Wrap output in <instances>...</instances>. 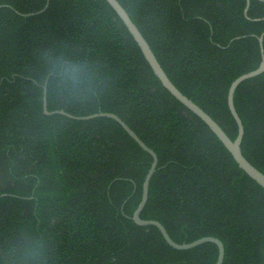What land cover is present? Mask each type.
<instances>
[{
	"label": "trees",
	"instance_id": "obj_1",
	"mask_svg": "<svg viewBox=\"0 0 264 264\" xmlns=\"http://www.w3.org/2000/svg\"><path fill=\"white\" fill-rule=\"evenodd\" d=\"M119 2L174 84L235 139L228 89L261 62L264 0L248 17L246 0ZM45 87L48 110L115 113L156 152L142 218L178 243L218 237L223 264H264V188L162 85L106 0H0V264L217 260L214 243L178 250L132 219L152 156L112 118L44 114ZM234 102L242 152L264 173V72Z\"/></svg>",
	"mask_w": 264,
	"mask_h": 264
},
{
	"label": "water",
	"instance_id": "obj_2",
	"mask_svg": "<svg viewBox=\"0 0 264 264\" xmlns=\"http://www.w3.org/2000/svg\"><path fill=\"white\" fill-rule=\"evenodd\" d=\"M110 6L115 10L118 16L121 18L129 32L132 34L133 38L139 45L145 59L151 66L154 74L158 77L161 81L162 85L184 106H186L189 110H191L194 114L200 117L208 126L209 128L215 133V135L219 138V140L223 143V145L229 150L232 154L234 160L237 162L238 166L248 174L253 180H255L259 185L264 188V173L259 170L256 166H254L243 154L242 152V142L245 134V127L241 116L239 115L235 102V92L240 84L248 79L254 78L264 72V32L260 34L258 37L259 44H260V52H261V62L259 66L251 70L249 72L243 73L237 78H235L229 86L228 94H227V102L228 107L230 110L231 115L233 116L236 124H237V135L235 139H232L226 131L222 128V126L210 115L208 114L202 107H200L197 103H195L191 98L185 95L170 79L162 65L160 64L159 60L157 59L154 51L152 50L150 44L138 28V26L134 23L132 18L130 17L127 10L124 6L119 2V0H106ZM251 0H246V7H245V15L248 17V10L250 7ZM48 3L46 4L45 8L47 7ZM43 8L41 11H43ZM38 13V12H37ZM26 14V15H31ZM258 20V18L256 19ZM239 36L233 38L232 41L238 39ZM43 112L46 115H53V114H63L67 117L78 119V120H87L96 117H108L116 120L125 130L126 132L145 150L147 151L153 158L151 166L145 176L143 186H142V197L141 200L133 213L132 219L140 226H155L161 232L162 236L164 237L165 241L173 248L178 250H187L203 243L211 242L216 244L218 248L217 260L215 264H223L225 258V246L221 239L215 236H203L198 238L192 242L188 243H178L168 233L165 226L156 219H144L141 217V213L148 201L149 197V186L152 176L154 175L157 166H158V156L156 152L150 148L137 134L134 130L130 128V126L122 120L117 114L112 112H97L94 114H89L85 116H78L68 113L64 110H48L47 105V97H46V87L44 90V97H43ZM5 195V194H2Z\"/></svg>",
	"mask_w": 264,
	"mask_h": 264
}]
</instances>
